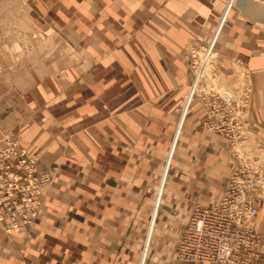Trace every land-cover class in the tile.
Wrapping results in <instances>:
<instances>
[{
  "label": "crops",
  "instance_id": "obj_1",
  "mask_svg": "<svg viewBox=\"0 0 264 264\" xmlns=\"http://www.w3.org/2000/svg\"><path fill=\"white\" fill-rule=\"evenodd\" d=\"M217 8L215 0H0V33L22 38L38 33L39 28L45 33L61 29L70 44L81 48L72 59L76 65L70 66L79 81L68 84L74 89L60 100L68 108L62 106V114L56 116L48 105L40 120L36 113H19V118H29L28 123L20 119V124H27L23 126L29 130L24 133L28 135L26 146L32 148L21 146L38 157L39 166L56 163L61 171L57 183L46 189V210L33 233L16 235L12 241L0 237V264H137L147 229L144 216L149 213L146 187L158 178L151 169L161 175L165 151L171 147L191 83L185 55L192 45L210 40ZM245 14L253 20L243 25L239 20L234 49L252 73L254 115L260 122L264 120V21ZM16 49L0 51V118H13L5 113L12 108L5 105L9 98L2 97L6 87L16 85L14 94L18 95L28 84L19 80L22 71L11 72L16 70L15 60L21 69L22 54L17 55ZM27 91L21 96L32 93L30 88ZM193 97L196 104L182 131L190 138L188 142L203 132L199 123L209 112L200 97ZM86 120L91 122L86 125ZM12 122L14 128L8 133L3 125L0 129L6 135L19 130L20 135V128ZM256 129L264 132L262 126ZM198 140L206 149L203 154L190 155L191 180L208 174L206 169L199 175L202 166L213 170V151L218 155L224 150L217 142ZM148 172L151 177L144 183ZM176 210L175 206L163 207L160 212L158 225L164 243L167 232L174 231L171 236L176 237L181 230L179 216H172ZM136 213L143 217L134 222ZM151 230L150 226L146 245L151 242ZM259 252L255 264H264V237Z\"/></svg>",
  "mask_w": 264,
  "mask_h": 264
},
{
  "label": "rangeland",
  "instance_id": "obj_2",
  "mask_svg": "<svg viewBox=\"0 0 264 264\" xmlns=\"http://www.w3.org/2000/svg\"><path fill=\"white\" fill-rule=\"evenodd\" d=\"M249 2L264 4V0H215L218 8L215 10L213 34L210 40L207 43L192 45L185 55L188 71L191 75V83H189L187 91H185L186 94L183 99L184 103L181 109V117L178 119L171 147L165 151V164L162 166L161 175L159 176L157 174V169L154 170V167L151 169V172L157 175V180L148 182L151 173L148 172L145 174L147 175V181L144 183L148 182L146 189H149L147 197L149 213L144 216V222H147V229H145L144 237L141 241L142 247H139V258L138 260L136 258L137 264H182L178 263L181 262V260H176V248L182 237L184 226L194 208L205 207L217 203L224 193L230 178L236 172L244 168L255 169L253 173L264 170V132L262 130H260L259 133L256 132L258 130L256 129V125L264 128V120L259 122V119L254 115L256 109L254 108L255 105L253 101L254 87L252 73L247 63L242 59H238L236 50L234 49V46L237 48L236 36L239 20L242 21V25L245 21L253 20L246 14L244 16L245 10L243 5H249ZM0 25L3 27L2 23H0ZM37 32L38 33H30V36H26L29 34L26 33L22 38H19L15 33H0V51L4 49V47H13L15 49L17 48V55L22 54L21 69L18 67V62L20 61L15 60L16 70H14V68L11 70V72L14 73H20L22 71L19 80L27 81L28 83L21 87V93L28 92L27 90L29 88L32 90V93L23 97L21 93L18 95L14 94L17 90V87H15L16 85H14L7 86L6 88L8 89L6 94L2 93V97L7 96L9 98L5 105L7 107L12 106V108L8 109L5 113L7 116L13 115V118H0L3 123L0 122V127L3 125L8 133L9 130H13L14 125L12 121H14L17 125L16 127L20 128L21 134L19 135L17 133L18 130L16 133L13 132L6 135L3 130L0 129V143L12 136L15 137L19 143L26 146L28 135L24 133L29 130L24 129L23 126L27 124L21 125L20 119L28 123L29 118H25V115L19 118V113H36L37 120H40L43 117L42 114L46 111V106L52 105L49 110H51L54 115L60 116L62 114V106L68 108L67 102L61 103L60 101L62 96L74 89L68 84L72 83L75 79L76 82L79 81L77 76L73 78V74H77V72L71 69L70 66L76 65V63L72 62V59L77 56V52L81 48L79 46H74L72 43L70 44L67 33H62L61 29L53 30V33H50L51 31L45 33L43 29L40 31L39 28ZM72 40L75 41V38H72ZM29 51L31 52L29 53ZM220 52H222V54H220ZM10 55L14 57L13 53H10ZM23 66L26 67L23 68ZM82 73L83 71L80 74ZM35 82L38 83L36 86L38 96H36V98L41 100V102L36 100L33 93ZM29 83H31V85ZM46 83H48V85H46ZM223 94H230L240 107L238 119H240L242 125L241 132L243 135L234 148L231 147L228 139L224 137V135L222 136L209 126V121L211 120L210 105L208 103L210 101L209 96H222ZM45 95H51L54 99H44L46 97ZM193 95L197 98L200 97V104L207 107L209 110L207 115L205 117L203 116L199 123L204 133L201 132L198 134V139L211 140L213 143L217 142L219 146L222 145L224 149L222 150L223 152L220 151L218 155L216 151H213V170H209L204 166L198 167L200 169L199 175L205 174L206 169L209 171L208 174L204 175V177H200L201 179L199 178L198 180H191L193 175L192 172L189 171V165L187 164L193 159L190 156L191 154H203L206 148L200 147L201 141L198 139L188 142L190 138L182 132L186 121L189 119L190 109L196 104ZM30 97H32L31 102L29 100ZM188 100H191L190 107L188 110L186 109L184 111ZM30 109H32V111H30ZM121 111L122 110L119 109V112ZM184 112L186 113L184 114ZM90 122V120H86V125ZM82 126H84L83 120ZM17 128L15 129L17 130ZM59 129L65 131L64 128ZM190 145L196 146L191 147ZM30 150L36 154L34 148ZM186 154H188L189 157H186ZM32 156L35 158L37 167L40 171L49 172V169H53L52 172H49L52 177V181L47 187L49 189L50 186L52 187V185H55L59 180L61 165L54 163L51 167H41L37 160L38 157ZM210 156L211 155L207 153L208 159ZM135 168L140 169L139 167ZM201 168H204V171H201ZM137 175V172H135L134 178L137 177ZM196 175L197 174L194 176ZM140 178L141 177H139V179ZM46 189L43 197V206H41L40 209V214L42 213L43 215L47 206L46 192L48 189ZM131 201L135 203L137 200L132 199ZM257 205L259 207V220L255 221V225L262 240L264 237V195L257 197ZM173 206L178 210H176L172 216H179V222L180 224L182 223L181 230H179L180 235L178 233L176 237H172L171 235L174 234V231L173 233H171L172 231L167 232L165 236L167 241L164 243V240H162V236L164 237V235L161 233V229L158 225L160 212L163 207L171 208ZM40 217L42 216H39L37 223L40 222ZM142 217L143 215L141 213H136L132 221L141 220ZM136 226L135 224L134 227ZM150 226L153 227L150 235L151 242H149V245H146ZM35 229L36 226L27 233L32 234ZM136 233H138V231H135V234ZM0 237L7 241H12L17 238L16 236L9 238L1 234ZM145 251H148L146 258H144ZM257 252L260 256L259 245ZM135 253L137 252L134 249V254ZM257 260L253 261L252 264H255ZM189 262L183 264H211Z\"/></svg>",
  "mask_w": 264,
  "mask_h": 264
},
{
  "label": "built area",
  "instance_id": "obj_3",
  "mask_svg": "<svg viewBox=\"0 0 264 264\" xmlns=\"http://www.w3.org/2000/svg\"><path fill=\"white\" fill-rule=\"evenodd\" d=\"M209 99L211 116L209 126L224 135L231 146H235L243 135L242 125L238 119L239 104L230 97L222 99L212 95ZM4 146L8 155H0V230L5 234H17L28 229V225L32 226L38 218L36 202L41 198L44 185L49 181L51 173L40 171L34 161L24 154H18L19 161L15 164L16 145ZM256 173L250 170L236 172L228 183V196L223 201L222 208L207 207L208 209L193 213L187 225L191 235L180 241L181 260L212 264H245L244 258L258 257L251 247L260 237L256 238L253 234L254 228L247 222L239 223L235 220L254 218L258 214L254 194L251 195L255 186L253 175ZM210 219L215 220L218 227L225 226L231 235L230 238L246 237L250 243V250H235L230 243L220 245L213 235L222 233L220 229L209 225Z\"/></svg>",
  "mask_w": 264,
  "mask_h": 264
},
{
  "label": "bare ground",
  "instance_id": "obj_4",
  "mask_svg": "<svg viewBox=\"0 0 264 264\" xmlns=\"http://www.w3.org/2000/svg\"><path fill=\"white\" fill-rule=\"evenodd\" d=\"M247 5L246 4L243 5V8L246 11V13H248L251 17H255L257 20L264 21V4L257 5V6L250 5V4L248 6ZM215 96H218V97H220L222 99H224L225 97H230L232 100H234V98L230 94H223L222 96L215 95ZM5 144H15L16 145V154H15V158L16 159H15V164H17L18 161H19L18 160V154H24V155H27L28 158L32 159L34 161V164H36V166H37V163H36L35 158L27 151V149H25L24 147H22L21 144L17 140H8V141L3 142V144L1 143L0 144V151H2V152L0 153V155H8L6 153V151H5V146H4ZM235 146H231V147L234 148ZM16 168H18V167L16 166ZM243 170H250L252 172L255 171V169H249V168H247V169L244 168ZM253 177H254V181H255V186H253V188H252L251 195L254 194V200H255V205H256V207L258 209V214L254 218L253 217L252 218L247 217L246 219L237 218L235 220L237 222H239V223L247 222V224L249 226H251V227L254 228L255 231L253 230V234H255L256 235V238H258V237H260V234H259V232H258V230L256 228V225H255V221L258 219V216H259V207L257 205V197H259L261 195H264V170H262V171H260V172H258L256 174H254ZM51 181H52V177H50L49 178V181L44 185V189L42 191L41 198L40 199L39 198L37 199L36 204L38 205L37 206L38 218L40 216V209H41V206H42V203H43V197H44L45 189L48 187V185L51 183ZM228 186H229V184L227 185L224 193L222 194V196L220 197V199H219V201L217 203H214L212 205L205 206V207H195L194 208L191 216L189 217L187 223L184 226L183 234H182V237H181L180 241L185 236L191 235V233H189V231L187 230V228H188L187 225L190 222V220L192 219L193 213L195 214L198 210L208 209L207 207L211 208V207L219 206V208H222V203L225 200V198L228 196V190H227L228 189ZM38 218L36 219L35 223L32 226H29L28 225L27 227H29V228L28 229L26 228L21 233H17V234H5L1 230L0 231L4 235H6L8 237H13V236H16V235L17 236H20V235L25 234L28 231L34 229L35 226H36V223H37ZM209 225L211 227H213V228L220 229L222 235H213L214 236L213 238L216 239L220 243V245L223 246V244L230 243V246L233 249H235V250H246V251H249L250 250V248H249L250 247V243L247 241L246 237L240 238L239 236H237L236 238L235 237H231L230 238L231 235H230L228 229L225 226L218 227V223L215 220H212V219L209 220ZM224 238H228V239H224ZM260 240H261V237L254 244H252V247H251V250L253 251V253L256 252L258 254V257H256V256H249L247 258H244L243 260H244V263L245 264H252L253 261H256L260 257L259 256V253L257 252V248H258V245L260 243ZM180 241H179V243L177 245V248H176V260H181L179 258ZM181 261H184V260H181ZM194 262H199V261H194ZM199 263H209V262H199Z\"/></svg>",
  "mask_w": 264,
  "mask_h": 264
}]
</instances>
